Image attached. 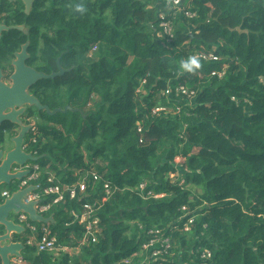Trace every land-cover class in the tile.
<instances>
[{
  "label": "trees",
  "instance_id": "1",
  "mask_svg": "<svg viewBox=\"0 0 264 264\" xmlns=\"http://www.w3.org/2000/svg\"><path fill=\"white\" fill-rule=\"evenodd\" d=\"M180 5L183 12L171 0H35L25 14L21 1H0V24L27 29L3 31L0 69L11 73L14 52L29 41L37 71L67 70L29 92L51 110L81 109L48 115L28 107L24 115L34 125L29 150L41 156L36 183L86 182L84 195L52 203L45 216L54 221L44 225L58 244L74 247L84 231L76 215L84 203L101 201L95 242L74 255L26 247L27 264H264V0ZM162 20L171 23V41L160 33ZM209 50L217 61L200 59L192 73L180 69L182 59ZM222 65V77L211 75ZM179 85L193 94H177ZM82 92L84 103L70 101ZM159 105L181 109L152 113ZM16 131L3 122L0 149ZM105 181L112 188L106 198ZM153 237L168 238L167 253L151 255L159 243L142 248Z\"/></svg>",
  "mask_w": 264,
  "mask_h": 264
},
{
  "label": "water",
  "instance_id": "2",
  "mask_svg": "<svg viewBox=\"0 0 264 264\" xmlns=\"http://www.w3.org/2000/svg\"><path fill=\"white\" fill-rule=\"evenodd\" d=\"M12 3L16 0H6ZM23 3L25 14H28L35 0H20ZM10 29H16L27 34V29L23 25H4L0 24V38L2 32ZM29 41L21 45L20 49L14 52L10 65L13 70L8 77L9 82H5L4 75L0 69V127L3 122H10L17 126L16 134L7 138L12 147L0 149V187L4 185H13L15 181L25 177L29 170L11 172L13 165L23 166L29 162H37L41 156L33 155L23 150L22 145L26 140L28 132L32 129L31 123H25L24 115L28 107H35L38 111L44 110L48 115H54L57 112L78 111L79 108H73L70 105L64 108L49 109L47 105L41 102L29 92V89L41 79H49L61 76L66 71L58 64V70L46 74L37 71L33 66L28 65L32 54L28 50ZM59 60H57V63ZM6 140V138H5ZM6 143V142H4ZM3 143V144H4ZM3 146V145H2ZM39 184L30 185L21 190H15L9 197L0 199V264H20L23 252L27 247L22 240L25 233V227L15 222L13 216L20 212L27 214L28 219L34 223L47 224L53 223V217L37 213L34 208L35 202L23 203L22 198L27 192L35 191Z\"/></svg>",
  "mask_w": 264,
  "mask_h": 264
},
{
  "label": "built area",
  "instance_id": "3",
  "mask_svg": "<svg viewBox=\"0 0 264 264\" xmlns=\"http://www.w3.org/2000/svg\"><path fill=\"white\" fill-rule=\"evenodd\" d=\"M172 2V10H176L179 12H183V8L180 5V0H171ZM187 16H193V13L190 11H187L185 13ZM160 26V33L164 35L167 39V41H171L173 38V29L171 26V23L169 20H162L159 24ZM193 55H196L199 57V59L203 60H209V61H217L219 57L214 53L213 50L207 51V53H201V52H194ZM225 65H222V67L219 70H213L211 72V75H216L217 77H222L225 73ZM145 83V80L140 81V85L137 88V92L142 93L143 92V85ZM175 91L177 94H182L186 98L190 97L193 94V91L188 90L183 85H179L175 88ZM165 95L170 94V90H166L164 92ZM178 107V106H177ZM170 109V111H175L177 109ZM168 111L169 108H166V106L159 105L152 109V113L160 112V111ZM32 124V129H34L33 122H30ZM30 130V131H31ZM35 142V139L32 137L28 140H25V142L22 145V148L26 152H30L33 155H35L36 152L30 151V144ZM179 159V157H176ZM176 161V160H175ZM180 162L179 160L176 161ZM23 170H29V173L14 182V187L12 191L9 190H2L0 192V199H4L6 197H9L11 193L15 190H21L24 189L30 185H36V181L38 180L40 176V170L37 164L35 163H27L26 165L19 166V165H13L11 172L16 171H23ZM174 175V176H173ZM91 176L94 181L99 180V176L96 173H91ZM169 178L176 180V174H169ZM48 182L52 181V177L49 176L47 178ZM182 182V181H181ZM146 186V182H142L138 185L137 189L142 192ZM103 192H104V198L109 197L112 194V188L108 181H105L103 184ZM86 192V182L84 180H81L77 182L74 185L71 186H59L54 185L53 183L47 184L44 186H41L39 184V188L35 191L27 192L26 195L22 198L23 203H30L35 202L34 208L36 209L37 213L45 215V213L48 212L50 209L52 203L59 202L64 199L65 196L69 197L70 199H73L77 197L79 194L84 195ZM159 197L161 194H155L152 191L147 192L146 197ZM47 197H52V202H46L45 199ZM104 200V199H103ZM101 207V201L100 200H94L93 202H86L82 205V210L79 213V215H76L78 218V223L81 224L84 228L83 234L81 238L78 240L77 245L74 247L71 246H62L58 244L57 237L55 234L52 233V231L44 224L39 223V225L35 224L34 222H31L28 219V216L24 212H20L17 214V223L21 224L25 227V237H24V244L28 247H31L36 253L40 252H46L49 254L59 255L62 253H68L69 255H74L78 251H80V248L82 246L87 245L90 242H95L97 240V236L100 233V227H99V217L97 215V210ZM192 220H189L191 222ZM157 231L150 230L149 233H156ZM156 243H159V247H154ZM149 247H154L152 250L151 255L156 257L161 255L162 253H167V250L169 248V240L166 237H153L150 238L149 241L142 245V248L147 249ZM57 253V254H55ZM203 257L209 256V252H206L202 255ZM126 261V260H125ZM18 262L21 263L18 259Z\"/></svg>",
  "mask_w": 264,
  "mask_h": 264
},
{
  "label": "clouds",
  "instance_id": "4",
  "mask_svg": "<svg viewBox=\"0 0 264 264\" xmlns=\"http://www.w3.org/2000/svg\"><path fill=\"white\" fill-rule=\"evenodd\" d=\"M76 10L83 13L85 11V8L82 4H77ZM200 67H201V61H200L199 57H197L196 55H189L186 59H182L180 61V69L183 72L192 73V72H195L196 70L200 69ZM25 123H27V122H25ZM29 163H33V162H29Z\"/></svg>",
  "mask_w": 264,
  "mask_h": 264
},
{
  "label": "rangeland",
  "instance_id": "5",
  "mask_svg": "<svg viewBox=\"0 0 264 264\" xmlns=\"http://www.w3.org/2000/svg\"><path fill=\"white\" fill-rule=\"evenodd\" d=\"M36 45H37V47H38V46L40 47V46H41V43L38 42V41H36ZM91 52H95V49H92ZM89 57H92V53H91V54L89 53V55H88V59H90ZM91 59H92V58H91ZM76 93H79V92H76ZM82 94H83V95H81L80 98H78V96L71 95V97H70V101L73 102V100H74L75 98H77V99H80L81 102L84 103V102L86 101L87 97L84 96V92H82ZM95 99H96V96H94L93 100L90 99V100H89V103H88L87 106H86V108L93 107V103H94V100H95ZM83 103H82L81 105H83ZM170 109H172V108L169 107V110H170ZM180 109H181V107L178 106L177 109L174 111V113H177L178 111H180ZM26 138H27V136H26ZM5 142H6V143H4L2 147L6 148V149H9L10 147H12V144L9 143V140H8L7 138H6ZM175 160H176V161H178V160L180 161V158H179V159H178V158H175ZM173 176H174V175H173ZM173 180H175V178L171 179V181H173ZM193 191H197V192H199V189H197V187H193ZM55 254H57V253H55ZM52 255H54V254H52ZM55 256H58V255H55Z\"/></svg>",
  "mask_w": 264,
  "mask_h": 264
},
{
  "label": "flooded vegetation",
  "instance_id": "6",
  "mask_svg": "<svg viewBox=\"0 0 264 264\" xmlns=\"http://www.w3.org/2000/svg\"><path fill=\"white\" fill-rule=\"evenodd\" d=\"M0 1H2V0H0ZM17 1H20V0H16V1H14V2H12V3H15V2H17ZM5 25V24H4ZM3 33V32H2ZM28 63V65H30V66H33L31 63H30V60L27 62ZM67 71V70H66ZM2 73H3V75H4V78H5V82H9V80H8V77H9V75L11 74V73H8V72H6V71H3L2 70ZM1 189H2V187H0V192H1ZM13 218H14V220H15V222H17V215H14L13 216ZM1 227V226H0ZM24 237H25V233H24V236L22 237V240L24 241ZM28 247V246H27ZM29 248H31V247H29ZM32 249V248H31Z\"/></svg>",
  "mask_w": 264,
  "mask_h": 264
},
{
  "label": "crops",
  "instance_id": "7",
  "mask_svg": "<svg viewBox=\"0 0 264 264\" xmlns=\"http://www.w3.org/2000/svg\"><path fill=\"white\" fill-rule=\"evenodd\" d=\"M80 251H78L77 253L75 254H78ZM20 264H27L25 261H22Z\"/></svg>",
  "mask_w": 264,
  "mask_h": 264
}]
</instances>
